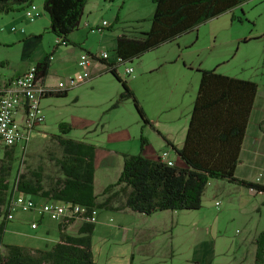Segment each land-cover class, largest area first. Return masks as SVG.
<instances>
[{"label": "rangeland", "instance_id": "1", "mask_svg": "<svg viewBox=\"0 0 264 264\" xmlns=\"http://www.w3.org/2000/svg\"><path fill=\"white\" fill-rule=\"evenodd\" d=\"M34 2L33 9L41 11L34 22L28 21L24 9L0 14V75L15 76L18 70L35 66L52 53L48 83L54 87L66 85L82 70L78 61L83 53L98 56L106 51L113 59L116 36L123 32L134 34L136 30H150V18L155 9L153 0H89L81 20V32H74L80 43L57 46L58 38L49 28L50 17L43 8L44 0ZM103 20L110 22L112 27L102 30L85 27L86 22L97 25ZM13 26L17 31H11ZM23 28L25 32H20ZM263 33L262 0H248L204 22L197 30L118 66V73L134 90L147 118L158 120L162 128L173 122L175 130L182 135L186 132V129L182 132V127L187 128L195 96L193 85L198 84L201 75L198 70L216 68L221 74L258 80L264 72V42L258 39ZM28 34L31 35L26 38ZM126 66L134 68V77L125 73ZM106 67L101 61H94L88 67L89 80L75 83L65 96L54 94L44 98L41 104L45 122L15 150L11 189L19 169L25 172L28 168L42 166L45 174H54L49 152L57 151L52 136L61 134L62 123L70 127L66 138L93 144H102L122 128L128 129L130 140L110 145L135 154L140 152L142 138L155 141L160 137V130L144 125L132 99L113 106L122 92V85ZM101 68L103 72L92 78ZM119 170L110 168L109 180L114 182ZM210 188L209 185L199 210L161 211L147 216L130 210L98 209L93 232L98 260L113 256L109 264H197L196 260L204 256L213 264H223L236 249L244 230L241 220L226 211V200L214 197ZM98 189L99 184L96 185ZM98 195L101 196V192ZM34 200L39 205L51 202ZM216 200H220L219 206ZM117 202L115 204L121 199ZM11 212L14 217L7 222L3 243L37 248L53 246L59 237L58 223L65 217L54 213L41 215L37 209L22 211L18 207ZM71 218L73 221L68 229L76 234L82 219ZM32 221L39 225L37 229L31 228Z\"/></svg>", "mask_w": 264, "mask_h": 264}, {"label": "trees", "instance_id": "2", "mask_svg": "<svg viewBox=\"0 0 264 264\" xmlns=\"http://www.w3.org/2000/svg\"><path fill=\"white\" fill-rule=\"evenodd\" d=\"M154 12L151 27L139 31L137 36L122 33L116 37L115 54L132 61L145 52L173 41L199 28L248 0H153ZM34 0H0V14L25 9ZM88 0H44L43 8L50 17V30L59 45H78L71 39L78 32ZM112 27V25L110 26ZM264 38V34L262 35ZM58 48V47H56ZM90 53V52H88ZM91 54V53H90ZM51 56L35 65L37 77L44 82L49 74ZM122 85L118 101L132 99L144 124L146 114L134 90L122 79L110 61L100 60ZM201 79L190 114L183 146L169 143L186 165H168L159 156L155 159L144 155L147 139H141L139 153H121L124 167L118 179L103 190L95 192L96 145L69 138L67 123L60 126L61 134L53 135L56 150L49 152L54 174H45L42 166L16 171L14 184L10 177L15 161L13 148L0 159V264H107L95 259L93 232L96 222L94 211L130 210L152 215L161 211L199 210L203 196L212 180L238 182L248 188L264 191V185L240 181L235 177L241 144L248 116L257 93V83L221 74L214 69H199ZM68 90L51 92L48 96H65ZM118 187L117 190L114 188ZM15 192L36 199L80 205L76 215L82 219L77 233L72 234L68 225L71 217L58 223L59 237L50 248H32L19 244H4L2 237L7 226L9 202ZM103 197V199H101ZM121 199L119 204H115ZM118 203V202H117ZM254 264H264V233L255 240Z\"/></svg>", "mask_w": 264, "mask_h": 264}, {"label": "crops", "instance_id": "3", "mask_svg": "<svg viewBox=\"0 0 264 264\" xmlns=\"http://www.w3.org/2000/svg\"><path fill=\"white\" fill-rule=\"evenodd\" d=\"M95 1L98 2L100 0H95ZM34 4L35 2L31 4L32 8H34L33 7ZM86 23H85V27L88 30H91V27L93 26L95 27L101 24L100 23L97 25H90V23L88 24ZM136 31L137 32H134V34H128V35L137 36L139 31H147V30H136ZM79 32H81V30H78V33ZM30 35L31 34H28L26 38ZM262 35H260L258 39L263 40L264 42V38L262 37ZM71 39L76 43H80L78 38L75 37L74 33ZM102 52H106V51H102ZM28 69L29 68L18 70L17 72H15V76H19L25 73ZM103 70L104 68L97 70L95 73L92 74V78L97 75H100L99 73L103 72ZM130 75L132 76L134 75V73ZM48 76L44 80V83L49 87H54V85L48 83V79H49ZM200 79H201V75H199L198 84L196 85L195 82V85H193L195 96L192 102V108H193V104H195L194 101L198 92ZM252 81L257 83V93L255 95L253 105L248 116L247 126L241 144L238 162L235 167V177L240 181L264 185V72L262 76L258 78V80L253 79ZM49 101L51 100L49 99L48 102ZM191 111L187 118L188 119L187 128H188L189 119H191L190 118ZM147 119H148V123L144 125L160 130L161 134L159 138L155 139V141L146 138L147 145L144 148L145 150L144 155L147 156L148 158L155 159L159 156V154L162 151L169 150L172 160L174 161L175 164L181 166L186 165L169 143L176 145L178 148L182 147L185 140V136L187 135L186 134L187 128H185V126L182 127V132L185 129L186 132H183V134L181 135L173 127L175 126L173 122L171 125L162 128L160 126L161 123L158 122V120L157 121L150 120V118ZM119 132L120 133H117L115 135L112 134L109 140L103 142L102 144L95 143L97 147L96 149L97 153L95 159V167H97L95 172L96 194H98L99 192H101L102 194V191L105 189V187H107L111 183H114L118 179L124 167L123 166L124 158L121 155V153L135 154V152L125 151L124 149L117 148L115 146L112 147V145H110L112 142H125L123 140H127V139L130 140L131 137H130V132H128V129L122 128L121 130H119ZM140 149H141V144H140ZM113 167L114 168L117 167L118 169H120L119 170L120 172H118L117 174L118 175L117 179L114 182L113 180H109L110 175L108 173V170ZM97 184H99L98 190H96ZM209 185L211 187L210 189L212 190L211 192L213 193L214 197L221 196L223 200H226V208H225L226 211L232 214L234 218L236 217L239 218V220H241L240 223L244 230L243 236L240 238V240H238L236 249L229 253V257H226V262H223V264H254L255 252H256L255 240L258 238V236L264 233V191H258L256 189L243 186L242 184L236 181L233 183L227 180L210 181ZM219 205H220V200H216V206ZM123 211H127V210H123ZM226 211L222 210V213L224 212L226 213ZM38 227L39 225L37 226V228ZM37 228H32V229H37ZM28 247L37 248L34 245ZM93 250H94L95 259L98 262L109 264L108 261H112L111 259H113V256H107L106 259L98 260L99 258H97V252H95L94 244H93ZM196 263L213 264L211 259L207 260V258H205L204 256H201L199 260H196Z\"/></svg>", "mask_w": 264, "mask_h": 264}, {"label": "built area", "instance_id": "4", "mask_svg": "<svg viewBox=\"0 0 264 264\" xmlns=\"http://www.w3.org/2000/svg\"><path fill=\"white\" fill-rule=\"evenodd\" d=\"M262 4L264 8V0H262ZM24 14L28 21L34 22L41 16V11L28 6L24 9ZM106 26L109 27L111 25L110 22L104 20L100 25L91 27V30H102ZM11 31H17L16 27L13 26ZM21 32H24V29H21ZM101 59L110 61L112 66L117 69L118 66L126 65L128 61L115 53L113 59H110L108 52H102L98 56H93L88 52L83 53L78 61V65L82 70L77 72L75 78L70 79L71 81L66 85L59 84L57 87H49L41 81L37 77L35 66L30 67L19 76L3 77L0 75V159L11 149H16L19 145L24 144L36 128L45 122V114L41 104L44 98L48 97L51 92L66 90L75 83L89 80L91 72L88 67L92 62L100 61ZM133 72L134 68L132 66L125 67L127 75ZM159 158L168 165L174 164L169 150L162 151L159 154ZM14 196V199L11 198L9 202L8 219H13L14 216L11 211L15 207L20 208L22 211L37 209L41 215L54 213L65 217L76 216L82 211L80 205L60 202H45L39 205L33 197L24 193L15 192ZM94 213L92 221H95V215L97 214L96 211ZM37 225L36 222L31 224L32 228H36Z\"/></svg>", "mask_w": 264, "mask_h": 264}]
</instances>
